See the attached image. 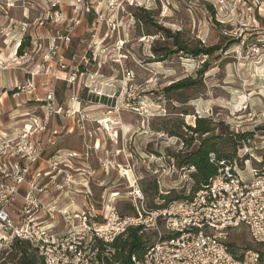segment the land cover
<instances>
[{"label":"rangeland","instance_id":"obj_1","mask_svg":"<svg viewBox=\"0 0 264 264\" xmlns=\"http://www.w3.org/2000/svg\"><path fill=\"white\" fill-rule=\"evenodd\" d=\"M210 48V55L192 54ZM0 80V126L10 149L21 144L35 156L36 144L46 145L37 198L54 211L55 235L71 226L80 233L72 214L91 210L97 226L139 211L145 247L168 236L162 219L151 227L150 213L170 192L182 199L169 205L192 197L195 170L179 168L172 156L198 145L185 150L183 141L191 137L185 126L199 118L229 140L221 151L242 180L264 163V0H0ZM184 80L192 85L165 91ZM30 118L47 129L33 130ZM24 195L7 210L16 226ZM14 242L0 241V264L38 263L29 243L22 256ZM228 242L264 259V245L245 228L230 231Z\"/></svg>","mask_w":264,"mask_h":264},{"label":"built area","instance_id":"obj_2","mask_svg":"<svg viewBox=\"0 0 264 264\" xmlns=\"http://www.w3.org/2000/svg\"><path fill=\"white\" fill-rule=\"evenodd\" d=\"M53 96H48V101H53ZM30 125L33 130L39 127L41 132L47 129L45 124L39 126L35 118H30ZM1 127L0 241L29 243L38 252L36 264H110V245L114 240L128 228L146 224L141 213L138 211L137 218H126L119 223L112 214L108 225L98 226L93 221L96 219L93 211L87 210L80 215L73 213V219L85 229L78 233L77 227L71 226L66 234H52L54 211L37 198L45 190L37 184L46 176L37 164L46 145L37 143L38 154L35 156L25 152L21 144L12 151ZM26 133L24 130L21 139H26ZM56 133L52 130L51 136ZM6 153L10 155L7 160ZM15 156L14 163L8 166L9 158ZM209 159L214 162V155L210 154ZM55 166L53 170H56ZM238 170L235 161L219 162L217 174L190 199L172 202L164 209L151 212L152 228L157 219H162L170 235L177 236L162 240L159 235L157 243L148 247L142 258L133 256L131 261L134 264H264L260 252L245 250L238 253L228 242L230 231L245 228L253 243L264 245V163L260 168L251 167L252 179L249 181L242 180ZM8 180L13 182L12 185L6 184ZM21 190L25 194L20 211L22 221L16 226L7 210ZM133 193L135 199L141 200L138 190ZM141 210L146 213L143 206ZM44 215L45 220L52 221L50 227L45 228ZM61 215L67 218L69 213L62 212Z\"/></svg>","mask_w":264,"mask_h":264},{"label":"trees","instance_id":"obj_3","mask_svg":"<svg viewBox=\"0 0 264 264\" xmlns=\"http://www.w3.org/2000/svg\"><path fill=\"white\" fill-rule=\"evenodd\" d=\"M165 34L168 35L167 37L175 38L174 44L179 49V51H187V49L180 44L178 39H176V36H169V32L166 30ZM23 47L24 45L21 44L17 50V53H20ZM215 49L216 48L200 50L198 52H192V54L198 55L199 53H203L205 55H210ZM161 51L166 55L171 53L169 48H163ZM154 52H156V50H154ZM204 69L205 65L201 67V70L198 73L202 74ZM191 85L192 84H190L188 80L179 81L167 87L165 91H180L190 87ZM185 128L191 133V137L183 141L185 150L193 147L195 141H198V145L191 148L188 153L177 152V154L172 157L177 162L179 168H194L195 172L191 174V179L194 182L192 192L194 193L195 191L204 188L209 184L210 179L217 174L219 162H228L227 159L229 156L227 154H223L221 150L229 143V140H222L221 136L216 135L213 132V129L206 125V120L201 118L196 120L195 126L193 128L190 126H185ZM210 154L214 155V162H210ZM176 199L178 200L182 198H179L174 195L173 192H170L166 196L160 197V200L163 201L164 204H158L155 209H164L169 205L168 203L170 201H175ZM140 230L141 226L128 228L123 235L121 234L114 240V242L110 245V259L108 260L110 264H134L131 261L133 256L139 259L142 258L148 247L144 246L142 236L139 235ZM176 236L177 235L169 234L168 236L162 238V240ZM14 243L15 245L19 244L20 248H22L21 244H23V242L15 241ZM230 247H233V245H230ZM19 253L24 256L26 250L22 248ZM21 263L36 264L31 260H26L24 257Z\"/></svg>","mask_w":264,"mask_h":264},{"label":"crops","instance_id":"obj_4","mask_svg":"<svg viewBox=\"0 0 264 264\" xmlns=\"http://www.w3.org/2000/svg\"><path fill=\"white\" fill-rule=\"evenodd\" d=\"M0 83H2V85H3V81L2 80H0Z\"/></svg>","mask_w":264,"mask_h":264},{"label":"bare ground","instance_id":"obj_5","mask_svg":"<svg viewBox=\"0 0 264 264\" xmlns=\"http://www.w3.org/2000/svg\"><path fill=\"white\" fill-rule=\"evenodd\" d=\"M113 135H115V134H113Z\"/></svg>","mask_w":264,"mask_h":264}]
</instances>
